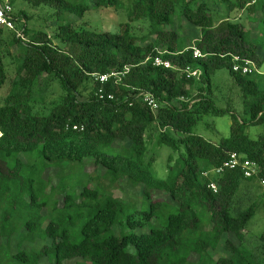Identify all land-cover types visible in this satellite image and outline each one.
<instances>
[{
    "label": "trees",
    "instance_id": "1",
    "mask_svg": "<svg viewBox=\"0 0 264 264\" xmlns=\"http://www.w3.org/2000/svg\"><path fill=\"white\" fill-rule=\"evenodd\" d=\"M219 1L252 14L260 35L202 0H10L21 3L15 16L26 40L0 33V253L11 244L14 264H264V231L248 233L260 204L243 206L252 185L264 186V132L249 131L264 125V0ZM25 3L55 18L56 42L29 27ZM103 6L126 8L128 21L116 32L89 28L86 12ZM156 55L173 67L153 65ZM235 57L256 69L235 71ZM126 67L118 81L92 77ZM219 69L241 110L231 100L218 105ZM143 93L155 97L156 112ZM227 114L228 137L214 142L195 131L205 116ZM154 131L178 155L176 165L169 155L165 177L148 157ZM232 153L255 162L257 174H203ZM123 181L141 188L139 200L114 195ZM0 264H8L1 255Z\"/></svg>",
    "mask_w": 264,
    "mask_h": 264
},
{
    "label": "rangeland",
    "instance_id": "2",
    "mask_svg": "<svg viewBox=\"0 0 264 264\" xmlns=\"http://www.w3.org/2000/svg\"><path fill=\"white\" fill-rule=\"evenodd\" d=\"M209 4L212 9L217 10L218 12H228L231 13L230 18L242 22L246 28L249 30L251 37L256 38L260 35V30L255 21L250 20L254 17L252 14L243 9L239 10L237 7L232 12H229L230 9L228 5L219 1V0H202ZM236 1V0H231ZM21 7V3L17 2L15 4L14 10H18ZM31 16L29 23L30 28L34 29H45L50 35L51 38L56 42L53 37V30L51 26L55 25V18L50 16V13L47 12L46 8L40 7L36 8L30 4H23L22 6ZM71 19H77L75 15L70 16ZM129 19V11L126 8H112V7H92L89 9L82 21H87L89 28L96 29L99 31H111L116 32L119 30L122 23L127 22ZM82 21H77L76 25L79 26L82 24ZM137 24V22H135ZM11 31L5 30L4 36H9ZM9 55L7 57L8 68L11 71V74L14 72V55L16 54V48H8ZM261 73H264V59L263 65L260 69ZM215 82V98L220 107H228V101L231 100L232 104L236 107V110H241L240 105V95L238 93L237 87L232 82L227 69H219L214 75ZM2 92H0V97ZM231 115L227 114L225 116H213L207 115L204 119L198 123L196 127V132L203 135L207 139H210L214 142H217L220 138L228 137L231 133ZM253 136H256L260 132H264V125L251 126L250 130ZM172 133L171 131H169ZM170 154H173V165H176L177 153H172L170 147L159 142V133L154 131L148 134V157L153 156L155 158V163L153 165L154 173L159 177H165L168 172V157ZM86 170L88 172H93L95 170V165L93 163H88ZM56 182V178L53 180ZM253 184V183H252ZM114 195L119 196L124 199H140L141 188L140 187H131L127 186L125 181L121 182L115 189ZM244 207L248 206L250 203L257 201L260 206L257 210V213L249 223L248 233L250 236H256L264 231V186L256 182L255 186L252 185L251 190L248 193ZM163 195L159 196L162 197ZM166 196L164 195V198ZM7 242V241H6ZM5 248L2 249L0 255L1 258L8 264H14V259L11 258L13 253V247L11 244L5 243ZM223 245L219 247V254L223 253ZM197 257L192 258L195 260ZM76 260L68 261L67 264H75ZM44 264H47V261L44 260Z\"/></svg>",
    "mask_w": 264,
    "mask_h": 264
},
{
    "label": "built area",
    "instance_id": "3",
    "mask_svg": "<svg viewBox=\"0 0 264 264\" xmlns=\"http://www.w3.org/2000/svg\"><path fill=\"white\" fill-rule=\"evenodd\" d=\"M244 1L246 2L247 5H252L256 2V0H244ZM18 25L19 24L15 16V10L12 4L10 3V0H0V33L4 32L5 30H9L15 33L18 38H21L22 40H26V37L23 34V30ZM193 51H194L195 56L201 55L198 48L195 47ZM234 61H235L234 70L239 71L242 74L251 73L253 70L256 69V65L251 60H244L242 64L240 63L239 58L235 57ZM153 65L157 67H164V68L173 67L172 62L168 59H164L161 55H156L153 58ZM128 71H129V67H126L124 71L113 72L110 74L93 73L92 77L96 81H99L101 84H104L112 78H115V81L120 80L122 76H124ZM185 71L188 73L189 76L198 77L201 75V71L199 70L191 71L187 68ZM99 92H100V97L104 98L105 94L103 93V90L100 89ZM108 98L112 99L113 98L112 94H109ZM143 98H144V101L147 102V104L150 106L152 111L156 112L159 107V104L157 100L155 99V97H153L149 93H143ZM73 128L75 130L83 129V127H78V126H74ZM238 167H241L243 169L245 177H252L258 172V167L255 162L249 159H245V160L242 159V156L239 155L238 153H232L230 157L221 166L216 167L211 171H205L203 172V174L205 176H209L211 172L215 174H222L227 169H236ZM209 187L215 192L217 191V186L214 182H211L209 184Z\"/></svg>",
    "mask_w": 264,
    "mask_h": 264
}]
</instances>
